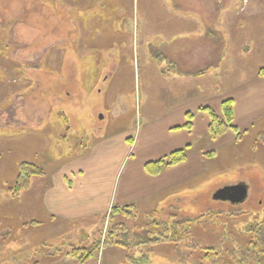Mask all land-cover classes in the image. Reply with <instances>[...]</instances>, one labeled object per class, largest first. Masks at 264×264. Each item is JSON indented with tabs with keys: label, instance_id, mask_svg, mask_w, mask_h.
I'll use <instances>...</instances> for the list:
<instances>
[{
	"label": "rangeland",
	"instance_id": "374dc122",
	"mask_svg": "<svg viewBox=\"0 0 264 264\" xmlns=\"http://www.w3.org/2000/svg\"><path fill=\"white\" fill-rule=\"evenodd\" d=\"M191 30L225 34L229 56L219 78L184 85L161 78L169 65L158 64L161 54L173 55L163 40ZM263 65L264 0H0V264L33 252L63 260L76 247L91 251L96 264H234L233 251L250 234L245 223L264 222V146L258 151L254 141L217 151L198 179L202 190L156 213L141 203L112 214L114 205L95 219L53 221L43 214L40 184L32 189L37 176L18 197L11 187L23 162L48 172L53 158L74 157L105 129L134 140L131 152L142 150L146 134L136 129L183 94L229 89ZM33 114H51L53 125L41 126L44 115L35 124ZM241 179L249 188L243 202L214 199ZM179 219L194 223L177 230L180 238L152 243L173 235L165 226Z\"/></svg>",
	"mask_w": 264,
	"mask_h": 264
},
{
	"label": "crops",
	"instance_id": "0c3cea01",
	"mask_svg": "<svg viewBox=\"0 0 264 264\" xmlns=\"http://www.w3.org/2000/svg\"><path fill=\"white\" fill-rule=\"evenodd\" d=\"M224 35L219 30L203 33L191 30L163 40L162 45L172 50L173 55L161 54L162 59L158 64H164V61L169 64L164 67L166 70H163L161 78L169 74L172 80L180 81L182 85L190 80L219 78L223 64L228 61L229 56ZM219 40L223 41L221 47ZM219 90L221 89L215 88L196 93L189 90V93L183 94L161 116L148 119L143 128L136 129L137 133L143 131L146 134L141 138L142 150L131 152L134 140L129 144L122 139L121 132H118L121 134L119 137L117 134L107 135L105 129L102 131L104 135L99 136L101 138L88 148L80 143L82 152L74 157L66 160L53 158L50 171L32 180V189L40 184L37 187L42 192L43 214L53 221L74 222L98 218L114 205L141 203L156 213L159 207H166L165 203L170 199L187 193L194 196L197 191L202 190V181L198 179L207 171V164L211 166L212 153L217 155L220 149L229 153L231 146H238L244 141H252V144L253 141L256 142L257 145H250V148L254 147L259 151L264 146L258 142L264 129V121L259 122L264 117V76L256 73L238 85ZM229 98L234 100V125L238 132L229 129L221 137L210 141L207 137L211 116L201 108L210 107L220 118H224L222 103ZM188 113H193L191 119ZM43 115L45 122L41 126L46 123L53 125L50 121L53 117L51 114H33L35 124H38L37 120ZM82 120L89 118L83 115ZM188 123L192 125L190 129L185 127ZM39 126L35 127L39 128L41 134L43 131ZM43 141L45 143V138ZM185 147H188V157L183 163L167 168L158 175H152L146 170L147 163ZM240 148L239 152L242 150ZM62 153H57V156L61 154L62 158L65 152ZM207 153L209 154L206 155ZM237 153L231 155L233 159L239 158ZM241 182L247 184L245 179H241L224 186ZM35 226L40 228V225ZM38 254L33 252L27 255L29 260H22L19 264H29L32 258L39 260V264H96L95 257L83 263L71 257L59 260L45 255L46 260L43 261L45 258L41 257L44 256L38 257Z\"/></svg>",
	"mask_w": 264,
	"mask_h": 264
},
{
	"label": "trees",
	"instance_id": "16d2710c",
	"mask_svg": "<svg viewBox=\"0 0 264 264\" xmlns=\"http://www.w3.org/2000/svg\"><path fill=\"white\" fill-rule=\"evenodd\" d=\"M258 74L260 76H264V65L260 67ZM234 100L229 98L223 101L222 108L224 113V118H220L214 109L210 107H203L201 110L209 112L211 116V123L209 125L208 137L207 139L213 141L219 137H221L224 133H226L229 129H232L238 132L236 126L234 125ZM188 117L191 119L193 117V113H188ZM191 123L185 125L186 128H191ZM239 137L241 134L238 135ZM207 153L206 155H208ZM211 155H214L212 153ZM188 157V147L175 150L170 154L156 160L147 163L146 170L152 175H158L163 170L176 166L178 164L183 163L187 160ZM47 172L45 168L40 165L31 162H23L20 165L18 175L15 180V184L11 187L12 194L14 197H18L22 191L29 189L31 184V179L34 176H43ZM133 206H121V211L127 214H130L131 208ZM116 210H120L119 206L112 207L111 213L113 214ZM203 217V216H202ZM194 223L192 219H179L178 221L172 222L171 224H167L164 230H173L171 227L175 228L176 232L170 236L165 235L163 238L156 237L152 239V243H158L159 241H172V237H177L176 233L178 229H183L187 231L190 227V224ZM154 225H161L159 223H153ZM250 227L248 234V239L242 240L241 245L239 246V253L234 254L233 258L234 264H264V222H246L245 228ZM147 232H151V230H147ZM153 232V230H152ZM188 233V232H186ZM172 235V236H171ZM182 239V238H181ZM232 255V254H231ZM68 257L79 260L80 262H87L93 255L92 252L85 248L76 247L67 253ZM33 261V262H31ZM39 264V260L35 258L30 259L29 264Z\"/></svg>",
	"mask_w": 264,
	"mask_h": 264
},
{
	"label": "water",
	"instance_id": "95a60500",
	"mask_svg": "<svg viewBox=\"0 0 264 264\" xmlns=\"http://www.w3.org/2000/svg\"><path fill=\"white\" fill-rule=\"evenodd\" d=\"M248 190V186L245 183L227 185L215 192L214 199L240 203L248 197Z\"/></svg>",
	"mask_w": 264,
	"mask_h": 264
}]
</instances>
